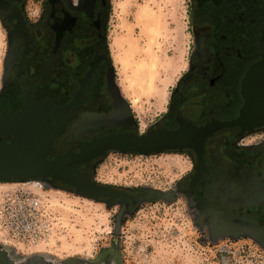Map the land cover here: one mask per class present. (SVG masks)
<instances>
[{
  "label": "flooded vegetation",
  "instance_id": "af4514ba",
  "mask_svg": "<svg viewBox=\"0 0 264 264\" xmlns=\"http://www.w3.org/2000/svg\"><path fill=\"white\" fill-rule=\"evenodd\" d=\"M261 2L264 0H193L191 21L198 46L191 54L188 71L173 89L166 111L149 129L173 130L179 126L178 120L201 127L237 116L243 103L241 79L264 54ZM108 3L2 0L0 5V18L8 33L0 116L15 114L26 103L50 101L63 107L76 100L74 108L66 111L70 119L54 135L46 159L80 141L149 130H134V123L127 119L130 111L119 101L112 81L113 64L106 42ZM53 123L51 117L46 121L50 126ZM263 130L255 128L242 135L237 127L214 130L204 141V169L193 191L196 152H163L189 157L190 172L179 181L177 190L188 196L199 222L212 226L215 236L248 233L264 243V139L253 138ZM10 139L8 136L5 141ZM99 160L83 164L81 171L90 172ZM112 187L128 193L131 207L137 202L135 195L139 200L146 196L142 189ZM118 201L119 196L112 203Z\"/></svg>",
  "mask_w": 264,
  "mask_h": 264
},
{
  "label": "rangeland",
  "instance_id": "374dc122",
  "mask_svg": "<svg viewBox=\"0 0 264 264\" xmlns=\"http://www.w3.org/2000/svg\"><path fill=\"white\" fill-rule=\"evenodd\" d=\"M192 5L193 0H109L112 81L137 132L157 124L189 69L198 46ZM7 47L0 18V81ZM253 138L263 140L264 130ZM190 169L189 157L180 153L110 152L93 163L90 172L99 184L169 194L143 197L132 207L129 201L109 205L85 198L48 181L0 183V204L19 194L35 199L44 227L37 241L10 239L0 231V257L10 264H264V243L256 235L215 236L212 226L199 222L195 205L177 190Z\"/></svg>",
  "mask_w": 264,
  "mask_h": 264
},
{
  "label": "water",
  "instance_id": "95a60500",
  "mask_svg": "<svg viewBox=\"0 0 264 264\" xmlns=\"http://www.w3.org/2000/svg\"><path fill=\"white\" fill-rule=\"evenodd\" d=\"M261 39L264 40V28ZM240 90L243 103L237 116L231 120L201 127L178 120L179 126L173 130L151 128L144 134L134 131L110 133L80 141L51 159H46V155L51 149L53 137L70 119L66 111L74 108L76 100L63 107H56L50 101L26 103L19 112L0 116V183L48 181L51 184L59 183L61 189L67 187L85 198L104 199L109 205L117 196L125 203L128 202V193L97 183L90 172L81 171V166L101 159L110 152L152 155L192 149L197 154L195 175L191 181L193 191V185L204 169V141L214 130L237 127L238 135H242L255 128H264V54L248 67L241 79ZM50 117L54 119L52 126L46 124ZM8 136L11 139L6 142ZM143 191L148 200L153 195L157 198L169 196L157 190ZM134 198L139 201L137 195ZM0 264L10 263L0 257Z\"/></svg>",
  "mask_w": 264,
  "mask_h": 264
},
{
  "label": "built area",
  "instance_id": "2783aa9c",
  "mask_svg": "<svg viewBox=\"0 0 264 264\" xmlns=\"http://www.w3.org/2000/svg\"><path fill=\"white\" fill-rule=\"evenodd\" d=\"M27 195H14L0 204V231L10 239L37 241L42 235L39 205Z\"/></svg>",
  "mask_w": 264,
  "mask_h": 264
},
{
  "label": "bare ground",
  "instance_id": "6f19581e",
  "mask_svg": "<svg viewBox=\"0 0 264 264\" xmlns=\"http://www.w3.org/2000/svg\"><path fill=\"white\" fill-rule=\"evenodd\" d=\"M34 182H36V181H34ZM37 183H38V181H37ZM43 185V184H42Z\"/></svg>",
  "mask_w": 264,
  "mask_h": 264
}]
</instances>
